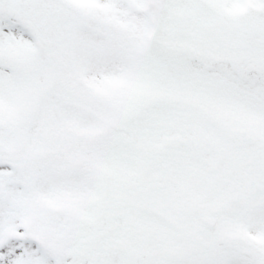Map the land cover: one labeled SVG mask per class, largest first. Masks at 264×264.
Listing matches in <instances>:
<instances>
[{
  "label": "snow or ice",
  "instance_id": "6c2138e0",
  "mask_svg": "<svg viewBox=\"0 0 264 264\" xmlns=\"http://www.w3.org/2000/svg\"><path fill=\"white\" fill-rule=\"evenodd\" d=\"M0 264H264V0H0Z\"/></svg>",
  "mask_w": 264,
  "mask_h": 264
}]
</instances>
